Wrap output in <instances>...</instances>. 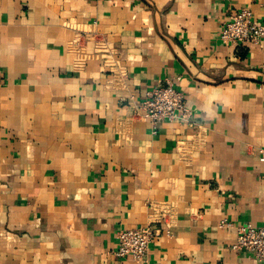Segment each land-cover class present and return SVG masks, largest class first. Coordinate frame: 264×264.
Returning <instances> with one entry per match:
<instances>
[{
    "label": "crops",
    "instance_id": "0c3cea01",
    "mask_svg": "<svg viewBox=\"0 0 264 264\" xmlns=\"http://www.w3.org/2000/svg\"><path fill=\"white\" fill-rule=\"evenodd\" d=\"M242 7L264 19V0H0V264H136L116 234L149 223L143 264H264L230 247L264 226V43L218 37ZM166 80L193 127L138 110Z\"/></svg>",
    "mask_w": 264,
    "mask_h": 264
},
{
    "label": "built area",
    "instance_id": "2783aa9c",
    "mask_svg": "<svg viewBox=\"0 0 264 264\" xmlns=\"http://www.w3.org/2000/svg\"><path fill=\"white\" fill-rule=\"evenodd\" d=\"M221 43L228 44H258L264 43V19L258 20L251 10L242 7L231 14L219 31ZM175 81L166 80L147 90L138 105V110L153 127L160 122L182 121L193 127V113L188 107L185 93L174 86ZM155 131H153L154 133ZM219 227L230 228L233 224L222 220ZM236 236L230 247L233 251L243 250L250 254L258 263L264 262V226L246 222L235 226ZM159 233L155 223L120 229L117 234V244L114 255L119 258H129L136 264L146 261L150 242Z\"/></svg>",
    "mask_w": 264,
    "mask_h": 264
}]
</instances>
